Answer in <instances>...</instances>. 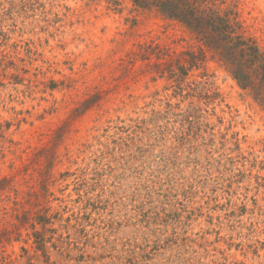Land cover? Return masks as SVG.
I'll return each mask as SVG.
<instances>
[{"label": "rangeland", "instance_id": "374dc122", "mask_svg": "<svg viewBox=\"0 0 264 264\" xmlns=\"http://www.w3.org/2000/svg\"><path fill=\"white\" fill-rule=\"evenodd\" d=\"M232 5L264 47V0ZM142 42L196 44L131 0H0V264H264V111Z\"/></svg>", "mask_w": 264, "mask_h": 264}, {"label": "trees", "instance_id": "16d2710c", "mask_svg": "<svg viewBox=\"0 0 264 264\" xmlns=\"http://www.w3.org/2000/svg\"><path fill=\"white\" fill-rule=\"evenodd\" d=\"M131 1L137 8L155 12L164 20L177 24L196 44L171 52L170 48L159 43L142 42L138 49L128 53L129 62L147 60L153 68L152 73L183 84L193 69L204 67L211 58L264 111V47L248 32L236 5L225 7L226 0ZM199 84L203 85V90L210 91L208 80ZM23 214L25 220L31 221V212L24 210ZM35 218L43 228L50 222L44 212L36 214ZM35 225L33 223V228ZM39 234L37 231L36 235Z\"/></svg>", "mask_w": 264, "mask_h": 264}]
</instances>
